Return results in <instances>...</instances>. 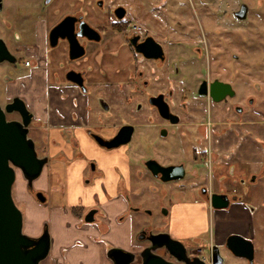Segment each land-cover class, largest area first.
Listing matches in <instances>:
<instances>
[{"label": "flooded vegetation", "instance_id": "af4514ba", "mask_svg": "<svg viewBox=\"0 0 264 264\" xmlns=\"http://www.w3.org/2000/svg\"><path fill=\"white\" fill-rule=\"evenodd\" d=\"M165 3L149 0H0V109L7 121L21 125L27 121L24 127L37 157L46 158L40 175L45 166L52 169L55 161L62 166V179L56 178L57 184H49L52 188L47 194L34 186L40 175L28 184L15 167V179L20 174L26 190L34 192L35 198L36 192H41L44 202H48L50 193L67 196L75 187L78 191L90 192V200L84 196L76 202L66 200L60 205L71 219V222L66 221L68 228L72 226L78 230L82 225L95 226L98 221L110 223L111 219L114 223L127 220L134 228L140 226L135 232L131 227L128 248L104 243L106 257L109 248L118 247L135 254L132 264H137L140 252L150 245L152 234L170 233L157 228V223H137L131 219L130 214L138 208L131 206L125 195L122 197L127 199L126 209L110 217L102 203L97 204L96 191L100 189L108 194V190L115 191L122 183L121 190L126 194L132 184L134 163L121 150L127 152L128 144L134 145L137 133H141L138 141L143 142L146 150L154 147L155 142L175 147L178 141L174 138L187 133L182 130L186 112L195 113L187 97L204 99L201 116L207 121L204 146H198L196 137L202 121L189 120L190 133L194 134L188 159L195 171L190 184L182 182L190 165L182 155L167 162L156 155H146L139 161L140 169L159 183H171L177 190L195 191L191 201L195 205H205V225L190 245L170 235L185 246L187 255H197L206 263L211 254L230 255L226 249L229 236L237 235L251 241L252 254L249 259L230 255L229 262L255 264L256 252L264 251V150L260 126L254 122L256 131L252 142H248L252 150L247 153L253 152V162L236 155L246 150L244 120L233 121L237 126L232 127L241 129L243 136L230 151L226 143L230 130L229 102L238 98V93L226 80L215 77L190 80L191 77L181 72L182 58L189 56L182 54L180 41L171 37L176 31L166 23L177 22L180 9L175 0L169 9L165 8ZM256 10L261 12L258 17L264 14V8ZM250 14V5L245 1H240L231 12L236 21L243 23ZM194 49L193 55L197 57L198 48ZM214 81L229 83L233 93L223 92L219 100H214L210 95ZM177 83L186 87L184 84H188L187 93L182 95L188 94L184 102L181 97L178 102L175 99ZM220 93L218 89L217 94ZM252 100L249 98L248 103ZM20 101L27 110L24 115L17 108ZM232 109L238 114L242 112L237 103ZM53 130L55 136L51 135ZM122 139L127 140L117 146H108ZM51 145L60 147L59 151L51 153ZM116 154L125 159L124 167L113 160L111 170L118 174L117 178L113 181L110 176L108 181L101 179L106 175L102 165L108 164ZM152 160L163 167L179 166L180 169L174 171L183 174L163 180L160 171L154 174L147 166ZM225 197L227 206H214L225 202ZM106 198L111 201L113 197ZM252 198L254 204L247 200ZM238 203L248 207V222L229 219V209ZM166 213L170 214V210ZM77 239L73 245H77ZM51 244L50 239V249ZM153 252L175 264H183L164 247Z\"/></svg>", "mask_w": 264, "mask_h": 264}, {"label": "rangeland", "instance_id": "374dc122", "mask_svg": "<svg viewBox=\"0 0 264 264\" xmlns=\"http://www.w3.org/2000/svg\"><path fill=\"white\" fill-rule=\"evenodd\" d=\"M149 1L151 3L166 1L164 4L166 9L172 7V3L174 2V0ZM240 1L248 3L251 10L249 19H246L244 23L236 21L231 16L232 10L237 7ZM175 3L177 4L176 7L180 9V15L176 16L178 21H166V23L172 25L173 27L171 28L176 31L175 34L171 33V37L180 41L182 54L189 56L188 59L182 58L181 72L185 75L187 74L188 78L191 77L190 80L194 77L195 79H211L215 77L226 80L233 85L239 97L229 102V108H231L229 110L230 130L226 143L229 144L230 151H233L234 143L242 140V130L238 131L232 125L237 126L233 121L244 120L245 132H243L246 134L245 138L247 139L246 150L244 154L236 155L239 158H245L253 162V152L249 154L247 151L252 150L249 149L252 148V145L248 142H252V137L256 131V129L254 131V122L260 126L259 134L263 142L261 148L264 150V14L258 17L257 14L261 12L256 10L257 8H264V0H175ZM222 9L226 10L221 12ZM196 47L198 48L197 57L193 55L196 52H194V48ZM178 85L175 90V99L178 102L181 97V102H184L188 94L186 96L182 95L187 93L188 84H184L187 87L181 85V83ZM187 98L190 100L191 105L194 106L191 110H195V113L192 111L186 112L182 130L187 131V133L181 135V138H174L178 141V145L171 147L163 142H155L154 147L152 146L151 149L146 150L143 142L140 143L138 141L141 133H137L134 145L128 144L127 152L124 149L121 150L126 153L129 160L133 161L132 169L134 171L131 175L132 179H130V183L132 184L130 189L126 191V194L121 190V188H124L122 183L115 190V193L123 195V197L125 195L130 201L129 204L134 206V208H138L136 212L130 214L132 215L131 219L133 218L135 222L157 223L159 225L157 228L166 231L171 217L168 214L169 212L166 213L167 210H170L174 203L192 200L196 192L190 189L177 190L171 183H159L152 177H147L145 171L140 169L141 165L139 161L150 154L158 156L163 162L174 160L176 155H182L183 158H187L186 161L189 163L188 152L190 151L194 134L190 133L191 128L189 125L191 124H189V120L202 121L201 125L199 124L197 128V143L200 147L206 144L207 121L201 117L203 116L202 109L206 101L200 98ZM249 98L253 99L251 103H248ZM235 103L241 105L242 114L233 111L232 108ZM171 144H175V142H171ZM233 155L231 159L234 157ZM103 156L106 157L105 155ZM137 168L139 169L134 175ZM194 172V166H192L190 161L188 175L182 182L189 185ZM120 176L119 174V179ZM22 184L21 175L18 174L12 186V197L22 212V229L24 233L36 237L42 232L43 225L46 223L51 240L53 237L56 238L55 236L60 230L61 233L63 230L65 231V228L70 232L72 241L73 238H79L76 240L77 245H73L71 242L70 246H61L55 254L50 249L49 254L41 261V264H56V260L63 263L68 261L70 264H74V262L72 263V259L84 257L86 254H88L89 258H84V263L80 258L75 264H109L110 261L104 253L105 245L121 242L125 246H129L124 237L128 231H131L133 224L127 220L118 227H114L113 221L110 220V223L98 221L95 226L82 225L77 230L73 229L72 226L67 227L66 221L71 222V219L67 217L65 213L66 209L62 207L59 213L64 220L65 228L62 230V226L55 224L57 215L52 209L53 203H57L56 200L60 195L57 192L54 193L55 201H53L52 194L50 193L51 198L49 195L48 202H40L35 198L34 192L26 191L31 200H21L19 199V193L21 192L20 185ZM106 192H104V196H111L110 192L108 194ZM95 200L99 205L102 202L98 196L95 197ZM123 200L127 203L126 198ZM247 200L252 204L255 199ZM55 217L56 220H54ZM132 228L134 229L132 232L138 229ZM134 244L135 246L137 245L136 241ZM68 253L69 255H67Z\"/></svg>", "mask_w": 264, "mask_h": 264}, {"label": "water", "instance_id": "95a60500", "mask_svg": "<svg viewBox=\"0 0 264 264\" xmlns=\"http://www.w3.org/2000/svg\"><path fill=\"white\" fill-rule=\"evenodd\" d=\"M218 89L221 92L220 95L217 94ZM223 92L233 93L229 83L219 81L211 83L210 95L214 100H219ZM17 108L23 115L27 113L22 101ZM26 123L27 121H24V125ZM24 125L15 121H7L0 109V264H41L50 249V235L46 223L43 225L42 232L36 237L24 233L23 215L12 197L15 167L20 170L27 183L31 184L33 179L40 175L46 162L45 157H37L33 141L27 136V129ZM126 140H117L108 143V146H117ZM154 162L149 161L147 166L154 174L160 171L163 180L178 178L183 174V172L174 171L180 169L179 166L163 167ZM35 195L36 199L44 202L45 197L41 192H36ZM227 205V198L225 202L214 204L215 207ZM229 241L226 249L230 255L250 258L253 250L251 241L237 235L229 236ZM158 247H164L183 264H235L229 262V254H211L208 263L197 255L189 256L185 246L166 232L152 234L150 245L140 252V262L137 264H175L154 253L153 251ZM106 255L112 264H132L136 260L135 254L118 247L109 248Z\"/></svg>", "mask_w": 264, "mask_h": 264}, {"label": "crops", "instance_id": "0c3cea01", "mask_svg": "<svg viewBox=\"0 0 264 264\" xmlns=\"http://www.w3.org/2000/svg\"><path fill=\"white\" fill-rule=\"evenodd\" d=\"M55 130L51 131V135H54ZM60 147H56L55 145H51V153H57L59 151ZM88 151H86V153H88ZM97 153V152H96ZM96 153H93V156H96ZM87 155H90L87 154ZM112 159L108 162V164L106 163V165H102V168L105 169L106 171V175L105 177L101 178L107 181L109 180V176H110V180L113 181L117 178V174L115 172H113L111 169V162L114 160L116 161V164L124 167V163H125V159L121 156H118L117 154L115 156H111ZM62 168L61 164L57 161H55L52 165V177L50 175V169L45 166L43 168L42 174L40 175V177H38L35 181H34V186L37 189L42 190L45 194H47L48 190H50L52 187L49 186V184H57V182L55 183L56 178L58 179H62L60 178L62 173L60 172V169ZM55 171H57L58 173L54 174ZM56 175H58L57 177H55ZM21 187V192L19 199L21 200H31V197H29L27 195V190L24 187V185H20ZM74 190L71 191L70 193H68V195L66 196L64 193L60 194V197L56 200L57 203H53L52 206L57 205L56 207H53V211H55V214L57 215V221L55 222V224H58L60 226H62V230L63 228H65L64 226V220L62 218V215H60V205H62L66 200L69 201V203H73L78 201V199H80L81 197H84L87 200H90V192H82V191H78L77 187L73 188ZM111 194V196L113 197L112 200H107L106 196H104V191H101L100 189L98 191H96V195L99 197L100 201H102V206L103 208L107 211V213L109 214L110 217L115 216L116 214L121 213L122 211L125 210L126 208V203L123 200L122 195H118L117 193H115V191L112 190H108ZM53 197V201L54 200V194L52 195ZM68 198V199H67ZM57 209V210H56ZM206 211V207L204 204H194L191 200H184V201H180L177 202V204H175L171 209H170V220L168 223V229L167 231L170 233L171 236H173L174 238L182 241L183 243H185L186 245H190L192 243V241L198 236V233L201 229H203V226L205 225V215L204 212ZM229 219L230 218H235V219H239L242 222H248L250 219V214H249V210L248 207L243 204V203H238V204H233L231 206V208L229 209V214H228ZM56 220V217L55 219ZM112 220V219H111ZM113 221V220H112ZM111 222V221H110ZM125 222V221H124ZM124 222L122 223H114V227H118L121 226V224H124ZM56 238H52V244H51V250L54 252H58L61 246H70V243L73 244V241L71 240V236H70V232L67 230V228H65V231L63 230V232L61 233V230L56 234L55 236ZM129 237H130V231H128V233L125 235V239L126 242L129 244ZM256 239V237L254 238V240ZM113 245H117L120 247H124V248H128L129 246H125L123 243L121 242H113ZM86 254V253H85ZM69 255V253L67 254ZM88 254L84 255V257H79L78 259H72V263L74 262V264L80 260V258L83 260L84 263V258H89L87 256ZM56 258V257H54ZM57 259V258H56ZM67 259V258H66ZM244 263V262H243ZM65 264H70V262H65ZM255 264H264V251L263 250H258L255 254Z\"/></svg>", "mask_w": 264, "mask_h": 264}]
</instances>
